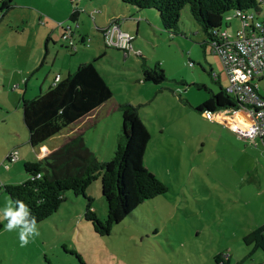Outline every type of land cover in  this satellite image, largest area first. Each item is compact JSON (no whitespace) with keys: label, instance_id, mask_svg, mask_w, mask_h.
Wrapping results in <instances>:
<instances>
[{"label":"rangeland","instance_id":"1","mask_svg":"<svg viewBox=\"0 0 264 264\" xmlns=\"http://www.w3.org/2000/svg\"><path fill=\"white\" fill-rule=\"evenodd\" d=\"M121 5L117 0H13L9 12L3 16L0 12V185L26 181L22 158L35 157L23 124L22 101L47 90L57 74L64 77L73 72L83 57L90 58L86 51L96 46L100 50L96 58L102 57L96 69L113 97L102 109L97 128L82 127L84 141L98 161L111 160L122 128L119 105L137 107L141 122L154 136L145 165L168 191L143 202L105 236L85 219L87 200L70 191L64 193L60 208L37 225L40 235L30 238L26 246L20 244L19 228L8 231V221L0 219V264H80L77 256L84 264H215L216 256L224 263L264 264V252L254 249L250 241L252 232L264 225V150L253 153V146L233 136L229 139L221 126L207 121L208 125L197 128L191 119L199 117L195 108L217 93L219 84L223 89L228 86L221 59L205 44L188 6L180 15L184 34L171 37L154 16L135 15L132 33V22L118 16L134 10ZM260 10L264 13V4ZM232 14H226L220 29L229 35L241 26ZM247 15L261 20L256 10ZM114 16L122 30L131 26L133 37L137 21H142L133 41L135 51L105 48L97 29L105 28ZM65 28L73 32V45L62 40ZM80 35L86 39L84 45L79 43ZM47 36L53 39L43 59L46 48L37 45ZM137 51L144 58L136 56ZM144 59L164 70L162 84L142 81ZM258 93L264 97V81L259 82ZM108 107L112 112L107 115ZM82 125H72L46 145L54 150L73 134L70 129ZM161 128L165 141L172 136L170 130L180 132L182 150L161 147L155 135ZM192 130L207 133L206 146L196 153L190 144L197 139L183 135ZM10 152H16V162L4 163ZM86 196L92 199L91 210L105 221L107 207L99 180ZM9 200L0 190V215Z\"/></svg>","mask_w":264,"mask_h":264},{"label":"trees","instance_id":"2","mask_svg":"<svg viewBox=\"0 0 264 264\" xmlns=\"http://www.w3.org/2000/svg\"><path fill=\"white\" fill-rule=\"evenodd\" d=\"M12 1L1 0L2 16L12 9ZM117 1L138 12L155 15L161 28L171 37L184 34L179 25L180 15L184 7L188 6L191 19L204 33L205 44L209 46L217 40L216 34L227 13H246L257 10L258 6V0ZM112 21L119 24L116 19ZM135 54L144 58L141 52ZM101 58L80 64L57 84L30 100L22 101L23 124L28 132V143L33 149L45 146L50 139L112 99L111 90L96 69ZM145 60L141 64L142 81L154 86L162 84L166 80L164 70L158 63L150 66ZM239 106L236 98L220 87L217 93H211L195 110L200 114L206 111L214 113L237 110ZM119 110L122 114V128L111 160L98 161L93 151L86 146L82 134L69 138L43 159L25 162L23 168L28 175L26 181L0 186V190H4L13 202L14 210L18 207L15 201H22L38 225L60 208L64 193L70 191L87 200L85 219L92 223L96 233L105 236L110 234L114 224L124 220L143 202L166 193L168 186L144 165L150 135L141 122L137 107L126 103L119 105ZM98 180L107 207L105 221H101L91 210L92 199L86 196L88 188ZM250 240L254 249L264 252V225L252 232ZM77 259L80 264H84L79 256ZM214 262L230 264L229 261L222 262L219 256L214 258Z\"/></svg>","mask_w":264,"mask_h":264},{"label":"built area","instance_id":"3","mask_svg":"<svg viewBox=\"0 0 264 264\" xmlns=\"http://www.w3.org/2000/svg\"><path fill=\"white\" fill-rule=\"evenodd\" d=\"M69 1L73 3V0ZM257 3L256 11L261 16V20L254 19L252 15H247V12H234L232 18L236 17L240 21V28L232 35L219 30L216 34L217 40L210 43L213 53L221 59L228 78L225 92L235 97L240 106L237 110L214 113L206 111L202 113V117L206 121H211L216 115L221 117L244 115L243 117L248 121H238L237 124L228 127V131L238 142L255 145L259 140L264 148V97L258 93L259 82L264 81V13L260 10L264 0H258ZM75 11L72 17L76 15ZM92 14L95 15L97 12ZM101 33L104 46L107 48H117L125 52L134 51L132 44L134 37L122 32L118 22L111 21ZM72 38V30L65 28L62 40L69 41L70 45H73ZM189 65L192 66L193 63ZM59 81L60 76L56 75L53 85ZM16 160V152H10L6 155L4 163L10 164ZM5 168L8 169V166Z\"/></svg>","mask_w":264,"mask_h":264},{"label":"crops","instance_id":"4","mask_svg":"<svg viewBox=\"0 0 264 264\" xmlns=\"http://www.w3.org/2000/svg\"><path fill=\"white\" fill-rule=\"evenodd\" d=\"M85 2V1H84ZM119 2V1H118ZM122 7H124L123 5H121ZM128 8H131V9H133L134 10V13H131L130 11L129 12H127V15L126 14H124V13H121V15H119L118 17H120L121 18V20L123 19H127V20H129V21H131L132 22V33H133V30H134V24L133 23H135L136 22V20L134 19V17H135V15H140V16H144V17H146V18H153V16H154V18L156 19V21H157V17L155 16V15H153V14H148V13H144V12H138L135 8H132V7H125V9L126 10H128ZM117 17V16H116ZM115 16H114V18H113V20L114 19H116V20H118L119 21V19L118 18H116ZM70 19H72V20H75V16H70ZM111 21H112V19H111ZM145 22H146V20H144ZM142 24V21L141 20H139V21H137V25H136V36H137V34H138V32H139V29H140V25ZM160 25V24H159ZM120 26V28H121V30H122V25L120 24L119 25ZM161 27V26H160ZM142 28V27H141ZM122 31H124L125 33H128L130 36H132L133 37V35H132V33H131V26L129 25L128 27H127V29L124 27V30H122ZM63 34V33H62ZM135 36V37H136ZM134 37V38H135ZM196 38H198L199 39V35H197L196 36ZM52 39H53V37H45L44 39H41V41L38 43V45H37V47H40L41 49H42V46L44 45L45 46V48H46V54H45V56H44V58L43 59H45L46 58V55H47V53H48V42L49 41H52ZM135 40V39H134ZM79 43L81 44V45H84L85 43H86V39H85V37H84V35H80L79 36ZM135 45V44H134ZM94 48H90V49H88L87 51H86V53L87 54H89L90 55V58H85V57H83L82 58V63L81 64H84V63H89V62H91L93 59H96V56L98 55L97 54V50L99 49V47H96V46H93ZM134 50H135V47H134ZM99 52H100V50H98ZM137 52H140V51H137ZM212 71V68H210V72ZM70 72V71H69ZM68 72V73H69ZM67 73V74H68ZM57 75H59V74H57ZM60 76V80H62L64 77H66V76H64V77H62L61 75H59ZM220 76H217V78H216V82L219 84L220 82ZM53 85V83L51 84V86ZM221 86H220V84H219V88H220ZM222 88V87H221ZM223 89V88H222ZM107 104H108V102H106V103H104L103 105H101L100 107H98L97 109H95L94 111H92L91 113H89L88 115H86L84 118H82L81 120H79L77 123H75V124H83L80 128H76V129H70V132L71 133H73V134H71V136H66V138H65V142L69 139V137H75L76 135H78V134H82V133H84V131L82 130V127L83 126H92V127H94V128H97V122L99 123L100 122V120H99V117H100V115H101V111H102V109L105 107V106H107ZM110 107H108V109L106 110V112H107V115L108 114H110L112 111H111V109H109ZM200 114V113H199ZM244 116V115H243ZM243 116H237V117H223V119L222 118H220V116H218V115H216V116H213V119L211 120V122H213V123H215V124H217V125H219V126H221V128H222V132L223 133H225L227 136H228V138L229 139H231V140H233L232 138V134L228 131V127H230V126H232V125H234V124H237L238 123V121H244V122H247L248 121V119H246L245 117H243ZM192 119V121L194 120V124H195V126H197V128L199 127V125H201V124H206V125H208L209 124V122H207V121H204V119H203V117H202V115L200 114L199 115V117L197 118V119H194L193 117L191 118ZM146 128V127H145ZM147 129V128H146ZM224 130H225V132H224ZM147 131H148V133H149V135H150V141L148 142V145H147V147H146V151H145V155H144V165H145V157L147 156V154H148V151H149V147H150V144L152 143V141H153V138H154V136H153V133H151L148 129H147ZM171 132H172V136L171 137H169L168 138V140L167 141H165L163 138H164V134H165V130L163 129V128H161L160 130H159V132L157 131L156 132V136H158L159 135V140L158 141H160V143H161V147L162 148H170V149H175L176 151H178L179 152V149L180 150H182V148H181V146L179 147V142H180V140L178 139L179 138V136H180V132L178 131V132H173L172 130H170ZM222 132H220L219 133V138H223V133ZM212 133H214V131H212L211 132V134ZM210 134V133H209ZM183 135L186 137V138H192V139H197V141L195 142V143H191L190 144V147H193L194 146V148L192 149V153H196V151H200V150H202V148H204L205 146H206V144H205V142H204V140L207 138V133L206 132H204V133H202V132H200V131H189V132H187V133H184L183 132ZM206 135V136H205ZM87 146V145H86ZM251 146H253V147H251L252 149V152L254 153V152H257L258 150H264L262 147V144H261V142L259 141V140H257L256 141V143H255V145H251ZM88 147V146H87ZM56 149V148H55ZM54 149V150H55ZM90 149V148H89ZM54 150H52V151H54ZM51 150H50V148L47 146V145H45V146H41V147H39V148H34V154H35V157L32 155H30L29 157H26V158H22L23 159V161H26V162H34V161H36V160H41V159H43L44 157H46L48 154H50L51 152H52ZM245 152L246 153H248V149H245ZM181 153V152H180ZM5 155H7V154H5ZM223 155H224V157L226 156V152H223ZM6 157V156H5ZM4 157V158H5ZM179 165V164H178ZM146 166V165H145ZM147 167V166H146ZM148 168V167H147ZM149 169V168H148ZM150 170V169H149ZM151 171V170H150ZM251 241V240H250Z\"/></svg>","mask_w":264,"mask_h":264},{"label":"clouds","instance_id":"5","mask_svg":"<svg viewBox=\"0 0 264 264\" xmlns=\"http://www.w3.org/2000/svg\"><path fill=\"white\" fill-rule=\"evenodd\" d=\"M12 203L10 199L2 215H0V219H6L8 221L6 225V230L8 231L19 228L20 244L21 246H26L30 238H35L40 235L37 228V221L22 201H15V204L18 206L15 210L12 207Z\"/></svg>","mask_w":264,"mask_h":264}]
</instances>
